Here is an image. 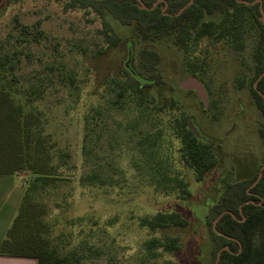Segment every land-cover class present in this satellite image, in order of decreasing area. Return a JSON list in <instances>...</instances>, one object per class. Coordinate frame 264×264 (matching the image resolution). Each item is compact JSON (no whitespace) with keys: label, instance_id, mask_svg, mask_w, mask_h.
<instances>
[{"label":"rangeland","instance_id":"rangeland-1","mask_svg":"<svg viewBox=\"0 0 264 264\" xmlns=\"http://www.w3.org/2000/svg\"><path fill=\"white\" fill-rule=\"evenodd\" d=\"M65 5V0L19 3L0 0V44L8 41L11 48L23 47L21 50L28 53L20 74H40L54 64L55 72H62L64 82L68 74L74 76L83 94L78 103L73 90L53 78L43 99L30 106V110L39 114L43 135L55 145L52 154L59 150L71 154L70 163L61 169L63 180L37 200L46 206L49 238L66 250L89 239L100 253L87 264H209L205 247L210 232L207 224L210 209L227 183L251 180L258 175L263 158L264 143L259 134L263 119L249 87L256 34L250 33L244 52L236 51L225 40L211 38L201 40L189 51L180 49L170 39L150 43L160 55L159 70L169 86L167 91L171 90L169 93L179 101L182 112L195 118L200 132L215 141L213 149L219 159L218 167L197 182L194 172L181 159L180 142L172 133H165L164 156L171 159L168 163L174 174L184 178L192 192L191 198L182 199L176 193L157 194L147 184V173L143 169L145 159L137 153L138 140L134 137L128 141L129 135L139 134L135 125L137 110L133 107L120 110L108 105L107 97L117 95L108 82L115 77H125L126 52L107 49L100 33L103 25L96 13L67 9ZM220 18V15L212 17ZM37 23L41 24L44 36L39 42L29 44L20 37V24L31 27ZM112 24L123 38L133 40L137 67L141 49L147 43L136 37L133 28L114 20ZM189 64L196 65L199 79L209 88L212 110L205 111L194 93L180 90L181 82L192 75ZM243 77L246 85L240 88L239 81ZM91 91L97 94L92 104L100 116H97L98 125L90 129L97 132L95 136L90 131L94 139L93 152L85 159L82 148L86 130L82 117L90 110L86 95ZM175 115H179L178 110ZM141 127L144 129L145 124L141 123L139 129ZM56 162L54 158L53 164ZM93 172L109 175L112 180H106L103 186L99 183L83 186L82 176ZM23 184L21 181L20 189ZM158 211H178L189 221L184 229L165 231L180 238L182 250L176 256L165 254L154 258L145 248V242L154 235L141 228L138 220ZM17 213L18 210L15 217ZM83 217L97 221L98 225L91 223L85 227L86 232L81 233L72 223Z\"/></svg>","mask_w":264,"mask_h":264},{"label":"trees","instance_id":"trees-1","mask_svg":"<svg viewBox=\"0 0 264 264\" xmlns=\"http://www.w3.org/2000/svg\"><path fill=\"white\" fill-rule=\"evenodd\" d=\"M22 1L11 0L13 3ZM65 1L67 9H84L96 13L103 25L100 33L107 43V49L126 52L123 65L125 77H115L108 82L117 95L107 97V101L110 107L120 110L133 107L137 110L135 125L139 134L129 135L128 141L134 137L138 140L137 153L145 159L143 169L147 173V184L155 193H176L182 199L192 197L189 183L174 174L168 163L171 159L164 156L162 144L165 133H172L180 142L181 159L194 172L197 182L203 181L207 174L218 167L219 159L213 149L215 141L210 139L211 142L206 143L197 138L189 126L193 117L182 112L179 101L169 93L171 90L167 91L169 86L159 70L160 55L150 43L170 39L180 49L189 51L201 40L211 38L225 40L236 51L244 52L246 39L254 32L257 40L252 53L249 87L263 119L259 134L264 143V76L258 82L257 89L254 86L264 73V0H143L148 10L138 0ZM216 15L221 18L212 19ZM113 20L133 28L136 37L147 43L141 49L137 67L133 57V40L123 38L114 28ZM40 27V23L31 27L20 24V37L29 44L32 41L39 42L44 36ZM22 48H11L8 41L0 44V174L28 173L32 177L27 182L19 213L1 244L0 253L34 258L38 264H87L100 253L96 244H92L89 239L85 238L66 250L49 238L50 226L45 222L46 206L37 200L63 180L61 169L70 163L71 154L64 150L52 154L55 145L43 135L39 114L30 110L34 102L43 99L53 78L59 79L65 88L73 90L78 103L83 94L76 86L74 76L68 74L64 82L62 72H55L54 64L40 74L22 76L23 59L28 57ZM129 59L131 68L142 81L133 77L126 68L125 63ZM189 73L200 78L195 64H189ZM245 85L243 77L239 87ZM86 97L90 110L82 117L86 130L82 150L83 156L88 159L94 149L90 131L95 130L90 129L98 125L97 116L100 115L92 104L97 94L91 91ZM177 110L179 115H175ZM103 121L106 122V119ZM140 122L145 124L144 129H139ZM54 158L57 160L55 164ZM262 167L264 152L259 174ZM259 174L251 180L227 183L210 209L207 218L210 232L205 247L210 258L209 264H216L221 250L219 264H264V170L260 181L253 186ZM110 179L112 177L109 175L101 176L93 172L82 176L81 182L83 186L97 183L103 186ZM223 213L214 227L215 220ZM91 223H94L92 226L98 225L97 221H87L84 217L74 220L72 225L85 233V227ZM138 223L154 235L144 244L154 258L165 254L176 256L182 250L180 238L165 233L169 229L188 227V219L180 212L158 211L139 218ZM159 233L162 235L155 236Z\"/></svg>","mask_w":264,"mask_h":264},{"label":"crops","instance_id":"crops-1","mask_svg":"<svg viewBox=\"0 0 264 264\" xmlns=\"http://www.w3.org/2000/svg\"><path fill=\"white\" fill-rule=\"evenodd\" d=\"M19 177H23L22 180ZM29 179L31 178L27 173L15 175L0 174V247L7 236L9 226L11 228V224H13L11 223L13 222L12 220L16 218L17 210L19 213L21 200L27 190ZM21 181H24L23 189L19 187ZM0 264H38V262L34 258L13 257L1 255L0 253Z\"/></svg>","mask_w":264,"mask_h":264},{"label":"water","instance_id":"water-1","mask_svg":"<svg viewBox=\"0 0 264 264\" xmlns=\"http://www.w3.org/2000/svg\"><path fill=\"white\" fill-rule=\"evenodd\" d=\"M138 2L142 5V7L144 9H149L146 4L144 3L143 0H138ZM262 14H263V17H262V21L264 23V13L262 11ZM130 62L131 60L129 59L126 63H125V66L126 68L130 71V73L132 74L133 77L139 79L142 81V79L137 75V73L131 68L130 66ZM264 76V73L259 77V79L255 82V88L257 89V85H258V82L262 79V77ZM180 87L184 90H190V91H195L196 94L199 96V98L201 99V101L203 102V104L205 105L206 108H208L209 106V94L207 92V89H206V86L205 84L200 81L197 77H189L188 79H186L184 82H181L180 84ZM264 98V96H263ZM189 126H190V129L194 132V134L197 136V138L199 140H202L203 142H206V143H210L211 140L204 137L203 135H201L200 131L197 129V127L195 126V123L193 122V120H191L189 122ZM264 170V167H262L261 169V172L258 176V179L257 181L255 182V184L253 186H255L261 179L262 177V171ZM248 203V202H247ZM225 213L221 214L214 222V227L216 226L218 220L224 215ZM222 251V250H221ZM221 251L219 252L218 254V257H217V261H216V264H219V261H220V256H221Z\"/></svg>","mask_w":264,"mask_h":264},{"label":"flooded vegetation","instance_id":"flooded-vegetation-1","mask_svg":"<svg viewBox=\"0 0 264 264\" xmlns=\"http://www.w3.org/2000/svg\"><path fill=\"white\" fill-rule=\"evenodd\" d=\"M160 1H158L156 4H155V6L159 3ZM193 75H191L190 77H192ZM195 77V76H194ZM199 79V78H198ZM200 80V79H199ZM201 81V80H200ZM205 86H206V89H207V92H208V94H209V106H208V108H206L205 107V105L203 104V102L201 103L203 106H204V110L205 111H209V110H212V107H211V103H212V100H211V92L209 91V88L207 87V85L205 84ZM179 88H180V90L181 91H185V92H192V93H194L195 95H196V97L197 98H199V96L196 94V92L195 91H190V90H184V89H182L180 86H179ZM200 99V98H199ZM201 100V99H200ZM218 110V109H217ZM192 117V116H191ZM192 120H193V122L195 123V126L197 127V129L200 131V128L198 127V124H197V121L195 120V118L193 117L192 118ZM202 132V131H201ZM200 132V133H201ZM201 135H203L202 133H201ZM204 136V135H203ZM204 137H206V136H204ZM207 138V137H206ZM258 179V178H257ZM257 181V180H256ZM255 184V183H254ZM253 184V185H254ZM253 187V186H252Z\"/></svg>","mask_w":264,"mask_h":264}]
</instances>
